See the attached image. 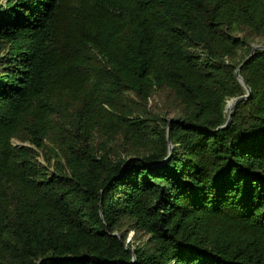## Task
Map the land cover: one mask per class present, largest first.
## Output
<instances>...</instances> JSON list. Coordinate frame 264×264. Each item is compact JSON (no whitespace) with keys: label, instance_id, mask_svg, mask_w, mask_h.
<instances>
[{"label":"trees","instance_id":"obj_1","mask_svg":"<svg viewBox=\"0 0 264 264\" xmlns=\"http://www.w3.org/2000/svg\"><path fill=\"white\" fill-rule=\"evenodd\" d=\"M254 45L264 0H0V264H264Z\"/></svg>","mask_w":264,"mask_h":264},{"label":"water","instance_id":"obj_2","mask_svg":"<svg viewBox=\"0 0 264 264\" xmlns=\"http://www.w3.org/2000/svg\"><path fill=\"white\" fill-rule=\"evenodd\" d=\"M256 51H264V45H254L252 47V50H251L250 55L236 69V72H235L236 78L241 83V85L244 87V89L246 91V94H244L242 96H239L237 98H234V99H232V100H230V101L227 102L228 119H227V122L223 126L219 127V129H225L229 125V123L231 122L232 114L234 112V109H235L236 104L239 103L242 100H245V99L250 98L251 95H252V90L250 89V87L244 81L243 77L240 74V70H241V68L243 67V65L245 63H247L251 58L254 57ZM169 133H170V129L168 128V133H167L168 140H170V134ZM172 149H173V146L170 145V155L172 153ZM114 235L117 236L119 239H122V237H121L120 234L115 233Z\"/></svg>","mask_w":264,"mask_h":264},{"label":"rangeland","instance_id":"obj_3","mask_svg":"<svg viewBox=\"0 0 264 264\" xmlns=\"http://www.w3.org/2000/svg\"><path fill=\"white\" fill-rule=\"evenodd\" d=\"M230 101V100H229ZM16 145H18L17 142H15ZM132 239V235L130 234L129 237H128V241H130Z\"/></svg>","mask_w":264,"mask_h":264}]
</instances>
